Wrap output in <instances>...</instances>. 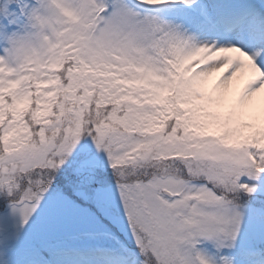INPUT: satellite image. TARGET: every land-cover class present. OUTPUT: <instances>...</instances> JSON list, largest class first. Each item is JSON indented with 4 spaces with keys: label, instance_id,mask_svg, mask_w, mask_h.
<instances>
[{
    "label": "snow or ice",
    "instance_id": "obj_1",
    "mask_svg": "<svg viewBox=\"0 0 264 264\" xmlns=\"http://www.w3.org/2000/svg\"><path fill=\"white\" fill-rule=\"evenodd\" d=\"M261 93L264 0H0V264H264Z\"/></svg>",
    "mask_w": 264,
    "mask_h": 264
},
{
    "label": "rangeland",
    "instance_id": "obj_2",
    "mask_svg": "<svg viewBox=\"0 0 264 264\" xmlns=\"http://www.w3.org/2000/svg\"><path fill=\"white\" fill-rule=\"evenodd\" d=\"M215 79H216V77H213L211 82L214 83ZM261 97H264V93L258 94V99Z\"/></svg>",
    "mask_w": 264,
    "mask_h": 264
}]
</instances>
